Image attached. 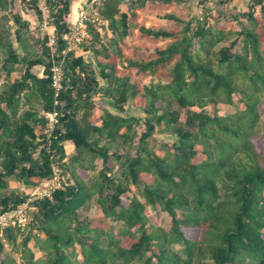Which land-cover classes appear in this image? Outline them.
Here are the masks:
<instances>
[{
	"label": "trees",
	"instance_id": "trees-1",
	"mask_svg": "<svg viewBox=\"0 0 264 264\" xmlns=\"http://www.w3.org/2000/svg\"><path fill=\"white\" fill-rule=\"evenodd\" d=\"M15 1L0 0V212L50 178L51 162L71 183L33 201L24 227L3 228L0 252L12 245L18 260L3 255L0 264H264V0L238 15L250 26L229 31L227 46H219L227 33L191 13L193 4L207 10L206 0H99L95 11L110 36L103 40L86 20L82 52L64 54L73 0L44 1L55 43L33 41L39 54ZM17 1L41 21L37 0ZM146 16L168 24L147 26ZM61 58L62 115L47 136L50 67ZM171 103L185 110L183 121ZM219 103L233 107L221 116ZM139 121L145 130L136 139ZM155 132L172 138L169 151L148 147ZM8 178L22 191L8 189ZM93 200L101 215L81 219ZM148 207L169 224L153 226ZM108 219L121 222V233L107 230Z\"/></svg>",
	"mask_w": 264,
	"mask_h": 264
},
{
	"label": "rangeland",
	"instance_id": "rangeland-1",
	"mask_svg": "<svg viewBox=\"0 0 264 264\" xmlns=\"http://www.w3.org/2000/svg\"><path fill=\"white\" fill-rule=\"evenodd\" d=\"M92 0H73L72 1V8L71 11L66 18V21L68 22V25L70 26L73 22L72 20L75 17V9L78 11L80 8L85 7V5H88L89 10L86 13L87 18L92 21L100 34L103 36V40L106 41L107 37L110 36V34L103 30L101 28V21L97 18V14H95V5L98 4L99 0H95L94 2H91ZM251 0H206L204 6L207 8V10L203 11L201 6H196L193 4L192 5V10L191 13L193 14L194 11L197 12V16L201 21H205L206 25H212V26H218L220 27L225 33H227L228 39L222 43L219 44V46H227L228 43L233 39L234 34H230L229 31L232 30H238L241 25L245 26H250V22L246 20L245 18H241L238 15L240 13L246 12L248 9V5ZM75 3L77 5H75ZM121 10H125V7L122 5ZM13 12L19 13L21 18L23 20H26L29 23V31H24V37L32 45V49L36 53H40V44H35L33 41L39 39L43 40L44 37H48V32L50 31L49 25L47 24L44 26L42 24V17L41 21H38L37 18L34 15V12L32 10H29L26 6L25 3L15 1L14 6L12 9ZM253 16L257 17L258 19H262L258 7L254 8L253 11ZM145 21V25L151 26L153 28H157L160 25H167L168 22L165 19L155 17V16H146L143 18ZM188 19V18H187ZM11 24V22H9ZM178 27H181V25H178ZM89 37V36H88ZM88 37L86 40L83 42H86L88 40ZM82 42V43H83ZM81 44V43H80ZM80 44L77 47H74L72 50L75 53H81L82 50L80 48ZM218 46V47H219ZM196 47V44L194 45V48ZM239 50V48H238ZM89 53H85V58L88 60L89 59ZM40 67H33L32 71L36 74H40ZM15 75V72L12 74ZM150 80V77L145 78V82H148ZM155 82V80H154ZM262 101H264V90L263 94L261 95ZM96 100H100V98H96ZM233 101L234 103L241 105L236 96H233ZM22 103V101H21ZM26 107V104H22L21 108L24 109ZM169 109H179L176 104L171 103L169 106ZM232 105L229 104H221L219 103L217 105V114L218 115H226L230 112L232 109ZM124 110L126 113H131V114H137L140 115V111L137 109L131 107L130 105H124L123 106ZM206 111L210 112L211 109L209 107L205 108ZM181 114H180V120L183 121L185 117V110L184 109H179ZM260 117L258 121V125L260 128L259 135L264 136V105L261 106L260 110ZM134 131L136 132V139L139 136L141 132L145 130V127L141 121L134 123L133 126ZM171 143H172V138L169 136L161 135L157 132H155L152 136H150L147 139V144L148 147L152 150L155 151H169L171 148ZM96 170L100 168L101 166V160L100 159H95L94 160ZM8 189H16L18 191H22L23 186L15 181L12 178H8ZM101 215V211L99 206L92 201V203L85 208H82L79 210V216L80 218H86V219H94L98 216ZM148 217L150 220V223L153 226H159V227H166L169 224V217L168 215L159 210V209H151L148 207ZM107 230L110 231L113 234H119L123 230V226L120 221L116 220H107ZM40 239H43V235L39 234ZM41 243V241L39 242ZM28 246L32 250L34 254V258L36 260H42L43 259V250H41L38 246V244H35L32 240L28 243ZM16 247L9 245L7 243L3 244V249L0 252V259L3 257V255H8L16 260H18V254L16 253Z\"/></svg>",
	"mask_w": 264,
	"mask_h": 264
},
{
	"label": "built area",
	"instance_id": "built-area-1",
	"mask_svg": "<svg viewBox=\"0 0 264 264\" xmlns=\"http://www.w3.org/2000/svg\"><path fill=\"white\" fill-rule=\"evenodd\" d=\"M44 1L45 0H37V7L42 15V24L45 26L47 21V8ZM94 1L95 0H92L91 2ZM89 8H91V6L89 7L88 5L80 8V10L77 11V17L75 21L62 35V40H64L66 43V47L62 51V54H64L66 51L72 50L74 47H77L88 37V33L85 29V21L89 20L86 16ZM49 28L50 31L48 32L46 45L52 47L55 43L54 27L49 26ZM50 72L51 86L53 88V107L51 111L44 113V116L48 121L47 128L45 129L47 136L50 135L52 128L58 122V116L62 115L61 102L58 100V93L61 89L62 58L57 63L52 64L50 67ZM50 168L52 171V176L48 179L41 180L38 185L26 191V198L23 202L18 204L15 208L0 212V233L5 227H24L29 220V211L33 208V201L45 197L49 198L53 191L61 188L63 185L71 183L70 180H67V176L61 173L55 162H51Z\"/></svg>",
	"mask_w": 264,
	"mask_h": 264
},
{
	"label": "crops",
	"instance_id": "crops-1",
	"mask_svg": "<svg viewBox=\"0 0 264 264\" xmlns=\"http://www.w3.org/2000/svg\"><path fill=\"white\" fill-rule=\"evenodd\" d=\"M75 5H77V4L75 3ZM71 8H72V5H71ZM70 11H71V10H70ZM76 17H77V10H76V16L74 17V19L72 20V22L75 21Z\"/></svg>",
	"mask_w": 264,
	"mask_h": 264
},
{
	"label": "bare ground",
	"instance_id": "bare-ground-1",
	"mask_svg": "<svg viewBox=\"0 0 264 264\" xmlns=\"http://www.w3.org/2000/svg\"><path fill=\"white\" fill-rule=\"evenodd\" d=\"M75 16H76V9H75Z\"/></svg>",
	"mask_w": 264,
	"mask_h": 264
}]
</instances>
